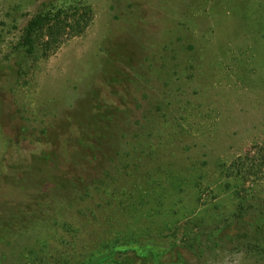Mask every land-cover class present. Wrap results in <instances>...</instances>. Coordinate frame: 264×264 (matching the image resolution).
<instances>
[{
	"label": "rangeland",
	"instance_id": "374dc122",
	"mask_svg": "<svg viewBox=\"0 0 264 264\" xmlns=\"http://www.w3.org/2000/svg\"><path fill=\"white\" fill-rule=\"evenodd\" d=\"M262 144L264 0H0V264H264Z\"/></svg>",
	"mask_w": 264,
	"mask_h": 264
},
{
	"label": "trees",
	"instance_id": "16d2710c",
	"mask_svg": "<svg viewBox=\"0 0 264 264\" xmlns=\"http://www.w3.org/2000/svg\"><path fill=\"white\" fill-rule=\"evenodd\" d=\"M71 9L52 10L47 14H39L28 24L23 36L22 46L28 56L38 53L36 39L47 38L43 48V55L47 56L57 51L64 38L68 35L77 37L83 35L92 22L91 12L84 10L79 16ZM45 33H48L45 35ZM55 45V46H54ZM232 174L245 184H253L264 180V144L252 147L244 156L231 164Z\"/></svg>",
	"mask_w": 264,
	"mask_h": 264
}]
</instances>
